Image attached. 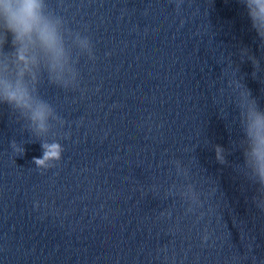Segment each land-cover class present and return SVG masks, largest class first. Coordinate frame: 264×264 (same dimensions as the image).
<instances>
[{
  "label": "clouds",
  "instance_id": "obj_1",
  "mask_svg": "<svg viewBox=\"0 0 264 264\" xmlns=\"http://www.w3.org/2000/svg\"><path fill=\"white\" fill-rule=\"evenodd\" d=\"M247 6L253 26L264 35V0H247ZM0 26L6 34L4 42H7V34H11L14 46L19 45L17 59L23 65L14 83L0 79V99L18 109L30 111L31 119L43 130L49 106L33 99L24 82V75L30 71V65H38L41 58L51 73L62 68L63 48L56 24L44 16L42 0H0ZM30 51L35 52V55L29 60L27 53ZM251 127L256 129L257 146L253 148V154L259 161L258 174L264 182V116L255 113ZM43 147L47 149L45 158L58 157V145ZM220 151L218 147L217 158L222 160ZM43 162L36 161L38 164Z\"/></svg>",
  "mask_w": 264,
  "mask_h": 264
}]
</instances>
